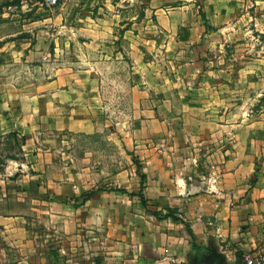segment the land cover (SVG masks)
I'll return each mask as SVG.
<instances>
[{"label":"crops","instance_id":"obj_1","mask_svg":"<svg viewBox=\"0 0 264 264\" xmlns=\"http://www.w3.org/2000/svg\"><path fill=\"white\" fill-rule=\"evenodd\" d=\"M13 1L0 0V264H246L264 248V0ZM124 117L139 162L81 200L85 158L61 141L106 140Z\"/></svg>","mask_w":264,"mask_h":264},{"label":"rangeland","instance_id":"obj_2","mask_svg":"<svg viewBox=\"0 0 264 264\" xmlns=\"http://www.w3.org/2000/svg\"><path fill=\"white\" fill-rule=\"evenodd\" d=\"M125 109H129L127 104H124L123 110ZM119 118H114V121L110 123L108 138L106 140L81 134L66 135L67 137L65 139L70 142L72 147L61 141L62 147L68 151L69 159L71 156L75 161L80 159L83 162L82 159L85 158L83 163L78 162L81 168L74 171L77 174V181H82L85 185L81 200H85L87 196H90L92 191L97 192L99 190L115 188L113 182L114 176L119 174L123 169L131 166V164L135 165V163L137 164L139 162L135 156V137L131 136L133 130L135 131V122L127 120V117L121 120ZM31 213H33L30 214V216H33L30 217L32 219L31 225L34 229V235L32 234V236L38 241H44L45 245L47 244L49 247L50 252H55L56 250L54 249L57 247V240H53L55 237L47 228H45V232L42 234L36 232V224H34L33 220L36 219L35 212L31 210ZM62 242L67 246V242ZM45 245L44 249L47 251L46 248L48 249V247ZM74 253L79 254L78 251H74ZM63 254L61 253V256L65 258H61L59 264H68L66 260L70 255L67 253H65L66 255Z\"/></svg>","mask_w":264,"mask_h":264},{"label":"built area","instance_id":"obj_3","mask_svg":"<svg viewBox=\"0 0 264 264\" xmlns=\"http://www.w3.org/2000/svg\"><path fill=\"white\" fill-rule=\"evenodd\" d=\"M51 5H56L58 0H48ZM244 260L246 264H264V248L258 252H247L244 255Z\"/></svg>","mask_w":264,"mask_h":264},{"label":"trees","instance_id":"obj_4","mask_svg":"<svg viewBox=\"0 0 264 264\" xmlns=\"http://www.w3.org/2000/svg\"><path fill=\"white\" fill-rule=\"evenodd\" d=\"M17 1H18V0H14L13 3H15V2H17ZM2 7H3V6H0V9H2ZM142 180H143V182H142V188H141L140 194H141V198H142L143 203L146 204V199H145V198L143 197V195H142V190H143V186H144V177H142Z\"/></svg>","mask_w":264,"mask_h":264},{"label":"water","instance_id":"obj_5","mask_svg":"<svg viewBox=\"0 0 264 264\" xmlns=\"http://www.w3.org/2000/svg\"><path fill=\"white\" fill-rule=\"evenodd\" d=\"M193 264H207L205 262H196V263H193ZM213 264H216V263H213Z\"/></svg>","mask_w":264,"mask_h":264}]
</instances>
